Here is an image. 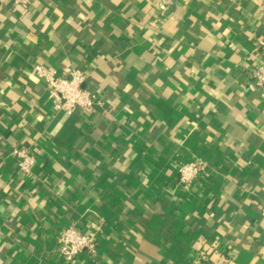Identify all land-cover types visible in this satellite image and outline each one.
<instances>
[{
    "label": "crops",
    "instance_id": "0c3cea01",
    "mask_svg": "<svg viewBox=\"0 0 264 264\" xmlns=\"http://www.w3.org/2000/svg\"><path fill=\"white\" fill-rule=\"evenodd\" d=\"M261 40L264 0H0V264H67L68 225L96 246L72 264H264ZM34 64L100 102L55 111Z\"/></svg>",
    "mask_w": 264,
    "mask_h": 264
},
{
    "label": "built area",
    "instance_id": "2783aa9c",
    "mask_svg": "<svg viewBox=\"0 0 264 264\" xmlns=\"http://www.w3.org/2000/svg\"><path fill=\"white\" fill-rule=\"evenodd\" d=\"M14 5H29L31 0H11ZM260 61L253 68L254 85L259 89L260 97L264 100V42L258 43ZM33 69L38 77L46 84L48 97L55 111L71 113L79 109L82 113H90L100 101L96 94L83 86L86 80L85 72L80 68H72L67 74H59L54 67L34 64ZM12 154L16 164L23 174H31L35 167V154L26 147H13ZM206 164L200 158H192L177 165L178 181L182 186L191 185L205 172ZM57 250L63 261L72 264L81 254L93 257L96 246L93 233L73 225L64 227L57 238Z\"/></svg>",
    "mask_w": 264,
    "mask_h": 264
}]
</instances>
